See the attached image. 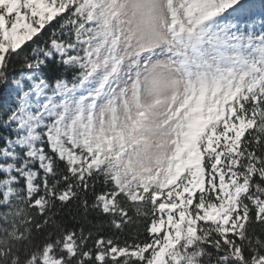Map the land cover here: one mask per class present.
Returning <instances> with one entry per match:
<instances>
[{"label": "snow or ice", "instance_id": "obj_1", "mask_svg": "<svg viewBox=\"0 0 264 264\" xmlns=\"http://www.w3.org/2000/svg\"><path fill=\"white\" fill-rule=\"evenodd\" d=\"M0 264H264V0H0Z\"/></svg>", "mask_w": 264, "mask_h": 264}]
</instances>
